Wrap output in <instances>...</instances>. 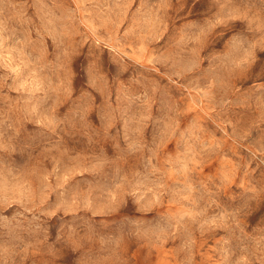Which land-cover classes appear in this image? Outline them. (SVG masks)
Instances as JSON below:
<instances>
[{"label":"rangeland","instance_id":"rangeland-1","mask_svg":"<svg viewBox=\"0 0 264 264\" xmlns=\"http://www.w3.org/2000/svg\"><path fill=\"white\" fill-rule=\"evenodd\" d=\"M0 264H264V0H0Z\"/></svg>","mask_w":264,"mask_h":264}]
</instances>
